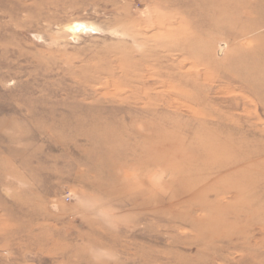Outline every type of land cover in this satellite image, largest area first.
I'll use <instances>...</instances> for the list:
<instances>
[{
    "label": "rangeland",
    "instance_id": "rangeland-1",
    "mask_svg": "<svg viewBox=\"0 0 264 264\" xmlns=\"http://www.w3.org/2000/svg\"><path fill=\"white\" fill-rule=\"evenodd\" d=\"M0 264H264V0H0Z\"/></svg>",
    "mask_w": 264,
    "mask_h": 264
}]
</instances>
